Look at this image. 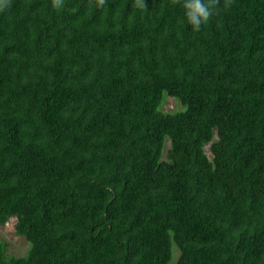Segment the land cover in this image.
Returning <instances> with one entry per match:
<instances>
[{
	"label": "trees",
	"instance_id": "16d2710c",
	"mask_svg": "<svg viewBox=\"0 0 264 264\" xmlns=\"http://www.w3.org/2000/svg\"><path fill=\"white\" fill-rule=\"evenodd\" d=\"M209 2L0 8V264H264V0Z\"/></svg>",
	"mask_w": 264,
	"mask_h": 264
},
{
	"label": "clouds",
	"instance_id": "9594fccd",
	"mask_svg": "<svg viewBox=\"0 0 264 264\" xmlns=\"http://www.w3.org/2000/svg\"><path fill=\"white\" fill-rule=\"evenodd\" d=\"M7 0H0V8L5 7ZM55 7L62 6V0H55ZM140 8L145 7V0H138ZM184 16L194 30H199L215 14V5L209 0H181Z\"/></svg>",
	"mask_w": 264,
	"mask_h": 264
},
{
	"label": "rangeland",
	"instance_id": "374dc122",
	"mask_svg": "<svg viewBox=\"0 0 264 264\" xmlns=\"http://www.w3.org/2000/svg\"><path fill=\"white\" fill-rule=\"evenodd\" d=\"M181 107V103L173 97H168L163 106L165 111H176ZM207 152L211 154L209 150ZM16 220V217H13L5 225L0 224V240H3L7 243L8 254L22 256L27 253L28 249L30 248V243L25 237H21L16 234Z\"/></svg>",
	"mask_w": 264,
	"mask_h": 264
}]
</instances>
